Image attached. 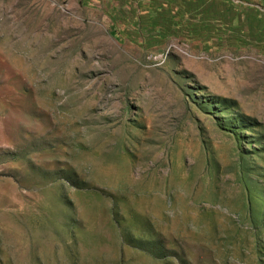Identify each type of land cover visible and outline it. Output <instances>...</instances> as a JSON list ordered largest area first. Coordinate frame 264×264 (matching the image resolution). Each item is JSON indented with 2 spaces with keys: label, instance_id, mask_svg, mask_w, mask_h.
<instances>
[{
  "label": "rangeland",
  "instance_id": "374dc122",
  "mask_svg": "<svg viewBox=\"0 0 264 264\" xmlns=\"http://www.w3.org/2000/svg\"><path fill=\"white\" fill-rule=\"evenodd\" d=\"M0 264H264V0H0Z\"/></svg>",
  "mask_w": 264,
  "mask_h": 264
}]
</instances>
